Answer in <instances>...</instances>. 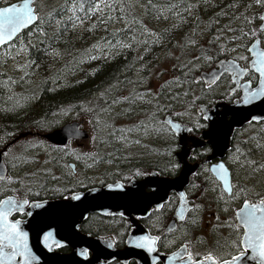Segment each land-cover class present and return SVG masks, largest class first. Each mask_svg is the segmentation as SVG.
<instances>
[{
    "label": "snow or ice",
    "instance_id": "obj_1",
    "mask_svg": "<svg viewBox=\"0 0 264 264\" xmlns=\"http://www.w3.org/2000/svg\"><path fill=\"white\" fill-rule=\"evenodd\" d=\"M203 2L207 4L208 0H203ZM255 3L264 7V0H255ZM193 7V4L186 3L185 0H178V2L175 3L167 2L166 0L165 3L159 5L149 0L148 3V8L156 13V19L164 18L167 20L171 17L179 20L180 24L186 23L184 17L185 15L191 14ZM231 7H236V5L233 4ZM116 11L117 4L115 0H63V3L55 4L52 3V0H21L18 4L12 3L0 7V45H5L12 41L21 30L29 26H32L34 29L33 31H29V36H36L41 40V43H43L44 40L54 41L70 27L75 28L78 24L92 17L96 18L95 24H93L92 27H95L96 24L111 22L114 19L112 13ZM125 15V3H121L119 6L118 18L125 19ZM105 17H107V20ZM259 20L262 22L260 31H264V15H261ZM134 23L138 24L140 22L134 21ZM244 23L248 24L249 21L245 18ZM92 27L88 30L91 31ZM126 28L128 32L135 31L134 26L131 24L126 23ZM228 30L233 33L231 39H238L235 35L237 31H240L241 36L250 34L240 29L229 28ZM143 34L152 36V43H158L162 38L160 34L151 32L147 28L143 29ZM117 35L118 33H112L113 37ZM252 35L255 34L252 33ZM218 39L219 37L217 36L216 40ZM102 40H104L108 48L114 46L129 48L133 43L137 42L135 35H132L128 42L115 39L113 44L106 38H102ZM140 42L145 45L148 44V40ZM195 43L194 39L189 38L186 43L181 45V48L183 50L189 45L194 46ZM210 43H215V41ZM21 47H24L23 42H21ZM47 47L52 55H60V53L51 50L50 44ZM93 47L97 50L100 49L98 44ZM145 50L147 51L148 49L145 48ZM223 51L224 48L222 45H216L214 50L209 48L203 53L197 52L196 54H192L188 52L187 54L191 55V60L180 63V68L184 71L185 78H187L191 68L195 67L197 63L201 61L211 62L217 55L223 54ZM248 51L251 53V71L257 74V83L255 86H250V82L246 81L241 86L239 94L234 101V103L240 105H249L256 101L264 103V50L251 47ZM104 54L108 55L107 51H105ZM89 58L96 59L95 56ZM177 59L179 60V57ZM239 59L244 60L245 57L241 56ZM220 66L223 67V63H221ZM235 67L236 64L233 62L226 71ZM243 71L247 70L241 69L237 71L235 75L238 76L240 72ZM215 78V73L209 77L210 80H215ZM122 83L123 82L119 80L114 84L110 83L103 92L99 93L98 99L103 101V104L90 102L91 106L82 107V110L92 113L95 118L94 128H100L102 122L103 127L107 128L111 126L109 118L113 113L114 105L120 103H127L129 105L128 108L123 109L119 114H131L133 111L132 105L136 104L138 101L152 105L155 111H146L144 120L135 126V130L143 131L146 135L155 134L157 136H163L166 143L167 150L165 155L167 159L164 161L162 167L155 165V167L160 168V171L158 173H152L153 179L151 181H146L136 186L121 184L118 181L102 184L101 188L97 190L96 196H93L91 199L95 200L97 198H102L111 201L118 200L124 202V204L129 207L140 203H144L145 206H147V204L153 203L151 198L156 196L157 192L162 187L167 188L183 183L187 170L186 157L196 158L204 156L217 148V135L219 128L224 123L223 117L227 115L228 112H231L235 119L238 110L228 109L227 112L220 113L218 117L214 119L206 114V109H202L201 114L203 115V120L207 121L206 124L199 119L190 121L189 123L191 126H184L170 119L161 122L157 119V114L169 112L170 108L173 106V102L183 103V96L178 92H172L173 87H181L180 78L174 77L171 82H166L168 85L167 92L161 90L153 93L149 90L143 94H139L133 91L125 95L121 89ZM184 95L186 96L187 93L185 92ZM228 95L231 96L232 93L229 92ZM16 106L19 107V103H17ZM70 110L71 109H69V111ZM60 114L66 115L67 112L61 109ZM245 119H248V117H245ZM257 119L256 116L251 117L252 121ZM133 130L134 129H128V131ZM75 132L76 129H71L69 134L72 135L75 134ZM185 132L188 133V135H184L183 133ZM197 132H200L199 137L195 135ZM177 133H180V135L177 136ZM120 139L126 141L127 138L121 136ZM257 147H259V145H257ZM196 148H199L200 151H196ZM237 152L239 153V149H237ZM93 161H95V157H93ZM108 162L111 163V160ZM245 164L255 171L252 161L246 160ZM215 167L220 169L221 175L226 171L223 164L216 165ZM256 167L264 169V165H257ZM132 175L142 176L145 175V173L137 169ZM151 184H155L156 188L152 191H145V188ZM223 191L231 193V188L227 183H225ZM242 191L247 192V189H242ZM179 195L181 198L184 197L183 192ZM233 195H238V193H233ZM83 196V193L80 195L73 194L70 198L72 200H81ZM75 207V205L69 204L50 205L46 207L45 205L35 202L30 203L28 200H16L11 196L0 200V264H34V261L37 259L29 246V233L20 227V220L10 218L13 213L32 216V212L27 211V208H44L47 214L42 217L40 223L37 225V241L45 249L52 251L53 248L63 247V240L66 238H61V240L58 241L53 238V233L51 231H45V228L51 226L49 221H53L60 216L73 212ZM162 207V203H155L156 210H161ZM176 214L181 220L184 219L179 210ZM124 215L125 213H120L121 217ZM240 220L243 224V236L233 243L251 249L253 254H258L261 261H264V194L260 195L257 203H250L248 199L244 200V207L241 209ZM129 227H131V225H129ZM160 239V237L155 235H138L134 236L132 241H125V243L151 254L156 251ZM115 243V237H112L107 247L112 248ZM77 255L87 260L90 255V249L85 247L77 253ZM92 255H97L95 249L92 250ZM184 257H186V260ZM153 259L155 261V258ZM239 259V256H234L231 261L226 259L216 260L211 252L206 253L203 257L199 255L194 256L192 252L184 249L183 245H181V251L172 253L168 257L169 264H173L174 261H183V264H237Z\"/></svg>",
    "mask_w": 264,
    "mask_h": 264
},
{
    "label": "flooded vegetation",
    "instance_id": "obj_2",
    "mask_svg": "<svg viewBox=\"0 0 264 264\" xmlns=\"http://www.w3.org/2000/svg\"><path fill=\"white\" fill-rule=\"evenodd\" d=\"M261 45L264 47L263 43ZM215 62L213 61L212 66ZM237 62L242 68H246L247 70L239 84L248 81L251 86H254L257 82V74H254L248 68L249 61ZM222 81H226L227 84L224 85V89H218L217 97L200 103L205 104L209 108L218 100L226 103L233 102L239 94V89L232 90L234 83L231 80V74L227 72L221 74L212 84H206L203 80H194L193 75L192 82L202 85L204 89L216 86L220 87L219 85ZM229 92L232 93L231 96L228 95ZM198 108L197 105L195 108L197 116L195 118H180V116H172V118L181 121L186 126H191L189 122L197 119L206 124L207 121L203 120V116L200 110L198 111ZM252 129L256 130L251 131ZM195 135L199 137L200 132L195 133ZM260 138H264V120L249 121L239 128L233 129L229 147L222 152L221 156H211L212 152H209L204 156L196 158L186 157L188 167L191 170L187 182L183 187L186 199L183 220L177 218L175 215L180 202L178 192L175 189H169L165 198L160 200L159 196L163 190L161 188L156 196L151 198L153 203L147 204V206L144 203L137 204L135 205L134 212L126 211L123 217L120 216V213L102 214L91 211L85 216L76 219L74 227H68L67 219L64 218L68 215L66 214L60 216L58 219L49 221L50 225H55L45 228V231H51L53 238L59 241L61 240V238L57 237L59 233L62 234L63 232L73 230L75 235L72 233L69 240L76 241L75 248L77 253L83 248L88 247L90 249L89 258L92 257L93 246L91 247L89 243L85 244L84 240H87V242H90V240L111 242L112 237H115L116 243L112 248L121 250L125 247L127 238L131 234H134V236L155 235L160 237L161 239L157 244L155 252L163 255L181 251V245H183L184 249L192 252L194 256L199 255L203 257L206 253L211 252L216 260H229L243 252V247L233 243L243 234V228L238 224L236 219V211L242 206L245 199H248L250 203H257L260 195L264 194V178L251 179L252 182L249 184L242 176L246 175L249 177L251 175L253 178H256L255 173L258 170L264 172V169L256 167L257 165H264V154L261 152L264 150L258 142ZM78 140L80 139L74 141L77 142ZM154 141L152 145L146 144L142 153L140 152L139 154L119 155L115 153L112 160L115 163L113 164L114 168L102 179H99V173L94 175V172H92L91 176H83L82 170L79 171L76 168L78 165H81L86 152L89 153V165H94L96 161H93V157L96 156L85 149H81V146L73 147V145L68 144L54 146L50 143L45 146L47 149L54 148L63 152L64 155L69 157L66 158L67 165L70 168L69 173L65 172L64 169H57L55 167L56 164L52 166L50 155L41 153L40 157L33 156L34 161H38V165H35L38 168L31 171L29 170L30 165L19 166L21 165L19 164L17 165L15 178L8 181L7 176L10 168L3 159L7 174L4 179H0V200L11 196L16 200H28L30 203L35 202L47 207L55 205L51 203L53 201L69 199L73 193L84 192L87 189L99 187L102 184L112 183L113 181H120L126 185L131 181H141L142 183L151 181L153 179L152 173L160 171V168L155 167V165L162 167L164 161L167 159L165 155L166 146H159L160 143L156 142L158 139ZM160 141L165 142L162 139ZM257 145H259L261 151ZM237 149H239V153ZM5 150L6 148L3 154ZM195 150L200 151L199 148ZM47 156L49 157L45 158ZM109 159L111 160V158ZM45 160H49L47 161L48 165H46ZM246 160L253 162V165L256 167L255 171H252V168H249L245 164ZM220 162L229 171L231 193L223 191L221 183L211 171V166ZM49 165L51 166L48 167ZM94 168H96L95 165L90 168V171H93ZM137 169L142 170L145 175H132ZM238 172V176L242 174L244 184L237 179ZM7 181L9 184L5 185ZM155 188L156 185L151 184L145 188V191H152ZM242 189H247V192L242 191ZM251 189L253 190L250 191ZM233 193H238V195H233ZM155 203H162V209L156 210ZM27 211L32 212V216L13 213L10 218L21 221L20 227L29 233V246L34 254L35 250H33L32 243L38 247H43L37 241V225L47 213L44 208H27ZM70 214L73 213L71 212ZM27 227L29 228L27 229ZM64 241L66 240L64 239ZM63 245L61 248H53L50 252L56 255H69L73 252V246L70 243H63ZM43 250L47 251L44 247ZM105 264H137V261L134 256H130L125 263H122L118 259H113ZM153 264L162 263L161 261H155Z\"/></svg>",
    "mask_w": 264,
    "mask_h": 264
},
{
    "label": "rangeland",
    "instance_id": "obj_3",
    "mask_svg": "<svg viewBox=\"0 0 264 264\" xmlns=\"http://www.w3.org/2000/svg\"><path fill=\"white\" fill-rule=\"evenodd\" d=\"M13 1L16 0H0V5H4ZM128 1L134 13L132 18H134L135 21L140 22L138 24L134 23L135 31H138V29L143 30L144 28H147L151 32L158 33L163 29V26L170 20H163L156 24H152V18L149 16L146 17L145 14L148 8L147 0ZM53 3L55 4V2ZM263 8L264 7L257 5L255 3V0H248L244 4L236 5V7L226 6L220 9H216V12L219 13L216 18L214 15L199 18L196 31L192 30L193 17H188L185 15L186 23L181 24L180 26V28H182L183 30L188 29L184 32V40L182 41V39L177 36V42L174 44L172 43L173 45H171V42L169 40L161 39L162 41L158 42L156 45L151 44L149 48L147 47L148 50L145 51V55L140 56V59L136 62L135 69L133 73L129 76V79L121 81L123 82L121 84V89L123 93L127 95L130 92L134 91L136 93L143 94L149 90L153 93L159 92L161 90L167 92L168 85L166 84V82H171L174 77H179L181 87H173L172 92H178L181 96H183V103L173 102V106L170 108V111L166 113L162 112L157 114V119L163 122V118L166 114L175 117L180 116V118H195L197 116L195 113V108L197 107V105L203 104L200 102L216 98L218 95L217 92H219L220 89H224V85H226L227 82L222 81L219 85L220 87L216 86L204 89L202 85H198L190 81V78H192L193 75H196V73L198 74L203 70L209 69L212 66L213 61H201L197 63L195 67L191 68V71L188 74L187 78H185L184 71L180 68V63L191 60V55H188V52H191L192 54H196L197 52L203 53L198 50L199 47H209V40L211 38L216 41L217 45L223 46L224 51L222 55L228 56L223 58H234L238 61H248L250 59V55L247 50V46L249 45V43L255 37H260L261 43L264 44V31H260L259 29V24L261 22L259 20V17ZM245 18L249 21L248 24L244 23ZM154 22H157L156 19H154ZM126 23V19H116L111 27H124L126 26ZM209 25H211L210 28ZM229 28L240 29L250 34L241 36L240 31H237L235 35L238 37V39H231L233 33L228 30ZM252 33H254L255 35H252ZM135 36L138 39V42L141 43L140 41L142 40L138 38L139 36ZM217 36L219 37L218 40H216ZM144 38L145 40H148V43L153 40V37L150 35H145ZM189 38L195 40V45H189L187 48H184L182 50L181 45L186 43ZM17 46L18 47L13 46L9 50H0V65L2 64L3 68L7 70L8 73L14 70V68L19 67V61H25V54L23 48L21 47V44H17ZM139 50L141 49L139 48ZM241 56L245 57V59H239V57ZM178 57L179 60L177 59ZM57 77L60 78L62 77V75H57ZM107 87L108 86L104 87L95 96L98 97L99 93L103 92ZM185 92L187 93L186 96L184 95ZM128 107L129 105L127 103H120L118 105H114L113 113L109 118V123L111 126L107 128L103 127V122L100 128H94L95 118L93 115H86L88 116L86 117L83 116V114L81 113L75 114L71 112V114L68 116H57L59 117L57 121H59L60 124L67 122L65 121L66 119L72 118L73 120L79 121L81 127L88 132L89 136L87 139L78 140L77 142H75L74 140L68 141V145H73V147L81 146V149H85L89 152H94V155H97L101 158L94 162L96 168H94L93 171H90V168H92V166L94 165H89V153L86 152L84 155V159L81 162V165H78L76 167L79 171L82 170L83 176H91L92 172H94V175H97V173H99V179H102V177L107 176L110 170L114 168L113 164L115 163L112 160L114 159L113 155L115 153L119 155H132L139 154L140 152L142 153L143 148H145V145H152L155 142L154 140L156 139H158V141L156 142L160 143V145L158 144L159 146H166L164 145L165 142L163 143L160 141L161 139L163 141L165 140L163 136H157L155 134L146 135L143 131L135 130V126L139 122H142L144 120L145 112L155 111L154 107L147 103L138 101L136 104L132 105L133 111L131 112V114H119L122 112L123 109H126ZM128 129L134 130L128 131ZM254 130L256 129H252L251 131ZM43 133L44 132L29 129V132L25 135H21L19 137L17 136V138L16 136H14L16 139L12 140V143H10V139L4 140V138H0V141H4L2 145H6V150L3 154V159L7 162L10 168V171L7 176L9 179L8 181L13 180L15 178L17 165L19 164H21L19 166L30 165L31 167H29V170L31 171L38 168V166H35L38 165V161H34L33 156L36 155L40 157L41 153H46L50 155V158L52 159V166L56 164L55 167L57 169H64L67 173L70 172V168L67 165L66 159L69 157L64 155L63 152H60L54 148H50L49 146L48 147L50 149L45 148L48 142L41 136ZM13 135H17L16 132L12 133L9 138H12ZM121 136H125L127 138L126 141L121 140ZM258 142L264 150V138H260ZM259 150L258 152L261 151ZM261 152H263L264 154V151ZM48 157L49 156L45 158ZM109 158H111V163L108 162L110 160ZM47 161L49 160H45L46 165H48ZM50 166L51 165H49L48 167ZM253 167L256 170L255 165H253ZM255 174L256 178H253L251 175L249 177L246 175H241L246 179L247 183L249 184L252 182L253 179L257 180L264 178V172L262 170L261 172L258 170V172ZM238 175L239 172L237 173V179H239L243 183V177L241 175ZM8 181L5 183V185L9 184ZM252 190L253 189H251L250 191Z\"/></svg>",
    "mask_w": 264,
    "mask_h": 264
},
{
    "label": "trees",
    "instance_id": "obj_4",
    "mask_svg": "<svg viewBox=\"0 0 264 264\" xmlns=\"http://www.w3.org/2000/svg\"><path fill=\"white\" fill-rule=\"evenodd\" d=\"M147 1L149 3V0ZM246 1L248 0H208L207 4L203 0L185 1L194 5L191 14L186 16L193 17L192 30L196 31L200 17L214 15L216 18L219 14L216 9L233 4L241 5ZM53 2L63 3V0H52ZM115 2L117 11L112 13L114 19L111 22L96 24L95 27H92L96 19L92 17L75 28L70 27L54 41L44 40L43 43L36 36L28 35L29 31L34 30L31 26L23 30L13 41L0 48V50H9L13 46L18 47L17 44L23 42L25 54V61H19V67L9 73L2 64L0 65V138L10 139L9 136L12 133L22 132L26 129L41 132L54 129L60 125L57 116H62L61 109L67 112L65 116L70 115L71 112L91 116L92 113L82 110V107H90V102L102 104V101L95 96L100 90L117 80L129 79L135 69L136 62L140 56L145 55V48L157 43L151 41L145 45L139 43L136 38L137 42L129 48L119 46L108 48L102 38H106L113 44L115 39L128 42L132 35L139 36L138 38L142 41L145 40V34L141 29L128 32L126 26L111 27L115 20L119 19L120 4L125 3L126 22L133 25L135 29V20L132 18L134 13L129 1L115 0ZM165 2L166 0H152V3L158 5ZM167 2L175 3L178 0H167ZM145 14L146 17L152 18V21L150 19L152 24L165 20L164 18L156 19V13L149 8ZM184 18L186 19V17ZM105 19L107 20V17ZM154 19L157 22H154ZM167 20L169 22L163 26L164 31L162 29L158 32L161 37L163 36L161 39L169 40L171 45L177 42V36L183 41L184 32L188 29L180 28L179 20L171 17ZM90 27H92L91 31L88 30ZM112 33H118V35L113 37ZM161 39L159 42L162 41ZM212 41L214 39L211 38L209 47H199L198 50L200 52L209 48L214 50L217 44L216 41L210 43ZM49 44L51 50L60 53V55H52L47 47ZM97 44L100 46L99 50L93 47ZM105 51L108 55L104 54ZM91 56H95L96 59H90ZM223 57L228 56L220 54L213 61ZM57 75H62V77L59 78ZM17 103H19V107L16 106ZM69 109L71 110L69 111ZM71 119L68 118L65 121ZM2 143L1 140L0 147Z\"/></svg>",
    "mask_w": 264,
    "mask_h": 264
},
{
    "label": "water",
    "instance_id": "obj_5",
    "mask_svg": "<svg viewBox=\"0 0 264 264\" xmlns=\"http://www.w3.org/2000/svg\"><path fill=\"white\" fill-rule=\"evenodd\" d=\"M20 2H21V0H16L13 2L6 3L4 5H0V7L7 6V5L12 4V3L18 4ZM261 15H264V8L262 9V11L260 13V16ZM261 23L262 22H260V24H259V29H260ZM1 46L2 45H0V47ZM251 47H256L258 50H264V48L261 47V45H260V41H259L258 37L254 38L249 43V45L247 46V50ZM248 53H249L250 59H251V53L249 51H248ZM250 59L248 60L249 61L248 68L251 69ZM233 62L236 64V67L231 68L229 71H226V69L229 68V65ZM221 63H223V65H224L223 67L220 66ZM241 69L246 70V68H242L238 64L236 59H234V58H220L214 63V66L212 68L199 72L196 75L195 79L198 80L201 78L205 83L211 84V83L215 82L220 77L221 74H223L224 72H227V73L231 74V80L234 83L232 90H234V89L240 90L241 86L246 81L242 82L240 84H239V82L243 78L246 71L240 72V74L238 76L235 75V73H237V71H239ZM213 73L216 74V78H215V80H210L209 77ZM234 101L230 102V103H226L224 101H218V102H215L214 104H212L211 107H209V108L207 106H205L204 104H199V106H198L199 107L198 111L200 110V112H201L202 109H206V114L208 116L214 118V119L217 118L220 113L227 112L228 109L238 110L237 116L235 119L233 118V114L231 112H228V114L223 117L224 123L219 128L218 135H217V148L214 151H212L211 156H215V155L221 156L222 152H224L225 150L228 149L231 134H232V131L234 128H239L244 123L252 121L251 120L252 116H256L258 118L255 121L264 120V103H262L260 101H256L253 104L240 105L238 103H234ZM245 117H248V119H245ZM166 119H170V120H173L175 122L181 123L179 120L173 119L169 115H165L163 121ZM181 124L186 126L183 123H181ZM79 126H80V122L73 120V121L66 122V123L62 124L55 129H52L50 131L43 133L42 136L46 140L51 142L52 144L62 146V145H65L69 139H86L88 137V132L85 129L80 128ZM71 129H76L75 134H72V135L69 134ZM28 132L29 131L26 130L25 132L19 133L17 136L19 137L21 135H25ZM183 134L186 135V132ZM179 135H180V133H177V136H179ZM17 136H16V138H17ZM16 138L14 137L12 140H15ZM12 140L10 141V143L12 142ZM3 150H4V148L0 149V179H3L5 177V174H6V167H5V164L2 160ZM219 164H222V163L220 162L218 164L212 165L211 171L216 176V178L219 180L223 189H224L225 183H227L229 185V187L231 188L229 171L224 166L226 171H224L223 174L221 175L220 169L215 167L216 165H219ZM190 170L191 169H190V167H188V164H187L186 176H185V179H184L182 184L174 185V186L167 187V188L162 187L163 190H162L161 195L159 196V199L162 200V198H165V195L169 189H175L178 192V194L183 192V187L187 182V178L189 176ZM118 182H120V181H118ZM120 183L122 184V182H120ZM129 184H131L132 186H136V185L142 184V182L141 181H131ZM100 188H101V186L93 187V188L85 190L84 192L73 193L75 195H80L81 193H83L84 196L82 197L81 200H72L71 198H69V199H64V200L53 201L51 203H54L55 205L69 204V205H75L76 206L75 210L72 212L73 214L68 213V215L64 217L65 219H67L68 227H74V225L76 223L75 222L76 219L81 218L82 216H85L88 212H91V211H96V212H99L102 214L121 213V212L126 213V211L134 212V210L136 208L135 205L129 207L126 204H124V202H122V201H118V200L111 201V200H105L102 198H97L95 200L91 199L93 196H96V192ZM185 205H186L185 196L183 198L180 197L179 206L177 207V209L175 211V215L177 218L180 219V217L177 216V214H176L178 210L180 211L181 215L183 216L184 210H185ZM243 207H244V202H243L242 206L236 211L237 222L239 225L242 226V228H243V224L241 223L240 215H241V209ZM59 222H60V220H59ZM54 225L55 224H52L51 226H54ZM28 228L29 227H27V229ZM72 233H74L73 230L68 231V232H63L62 234L59 233L57 235V237H59V238H66L65 239L66 241H64L63 243H70L73 246V252L69 255H56L55 253L50 252L48 249H47V251H44L43 247H38L36 244H35L36 245L35 246L32 243L33 250H35L34 255L37 257V259L34 261V264H105L106 262H109L113 259H118L122 263H125L130 256L135 257L137 264H153L155 261H161L162 264H169L168 257L170 254L163 255V254L157 253V252L149 254V253L145 252L144 250L135 248L128 243H125V247L123 249L116 250L114 248H108L107 245L110 242L105 241V240H93V241L90 240V242H87V240H84L85 244L89 243L90 246L91 247L93 246V249H95L97 252V255H92L91 258H88L87 260H85L84 257L76 255V253H77L76 248H75L76 241L73 242L72 240H69V238L72 236ZM74 235H75V233H74ZM242 236H243V234H242ZM133 237H134V234H131L127 238V241H132ZM235 256L240 257L237 264H264V261H261L258 254H253L252 250L249 248H246V247H243V252H241ZM153 258H155V261ZM184 259L186 260V258H184ZM231 260H232V258L229 259V261H231ZM173 264H183V261H180V262L174 261Z\"/></svg>",
    "mask_w": 264,
    "mask_h": 264
}]
</instances>
